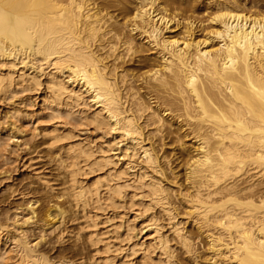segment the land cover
<instances>
[{"label":"bare ground","instance_id":"bare-ground-1","mask_svg":"<svg viewBox=\"0 0 264 264\" xmlns=\"http://www.w3.org/2000/svg\"><path fill=\"white\" fill-rule=\"evenodd\" d=\"M97 1L0 0V97H43L53 123L34 130L81 215L76 238L92 249L81 263L181 264L179 249L189 264H264V11L209 0L204 25L176 0ZM149 49L156 57L137 88L116 62ZM165 132L186 152L188 189L174 188L152 141ZM11 142L0 126L4 165L22 159ZM23 201L0 222V264H77L39 247L48 234L64 241L68 207Z\"/></svg>","mask_w":264,"mask_h":264},{"label":"rangeland","instance_id":"rangeland-1","mask_svg":"<svg viewBox=\"0 0 264 264\" xmlns=\"http://www.w3.org/2000/svg\"><path fill=\"white\" fill-rule=\"evenodd\" d=\"M111 1L115 0H98L97 2L102 4ZM248 2L250 4L249 6L254 7L252 10L264 11V0H249ZM114 4L118 3L114 2ZM133 4L134 2H131L129 6H135V4ZM116 6L112 9L110 8V12L120 21L122 20L123 12L119 9V5ZM171 6H178L180 12L184 13H189V11L194 8V14L203 21V24H209L207 17L212 12L209 0H176L175 4ZM148 48H150V46H148ZM152 53L155 55V52L149 49L146 53L128 55L126 58L124 56L123 61L120 59L118 61L119 64L117 62L116 64L120 65L119 67L123 66L124 70L127 72L129 70L132 75L131 77L135 79V84L133 83L135 86L136 84L138 87L143 86L142 82L139 80L144 71L148 69L146 67L147 64L156 57V55L154 56ZM142 92H146V89H142ZM41 95H43V93ZM42 99L43 97L39 96L35 91L21 92L12 99L0 97V126L7 127L9 133L16 142V144L15 142H11V148L14 150L11 156L14 159L17 156L22 158L11 164L4 165L5 158L0 157V222L5 220L6 215L13 214L18 210L21 204L24 203L23 198H25V196L26 198L29 196H36L40 201V208L48 203L61 204L62 207H68V212L61 225L62 232L63 230L67 231L64 232V241L60 242L55 233L48 234L46 236L47 238L41 242L39 247L53 258L59 259L67 257L78 261L76 262L77 264H82L81 261L83 259H88V257L92 255V249L84 235L80 239L76 238V234L80 230V223L82 222L81 215H77L74 212V208L69 205L70 203L67 201L68 199L66 196H61L64 185L62 172H59L61 170L57 168L54 155L43 143L42 135H37L34 130L37 121H40L39 123L42 125H51V123H53V121H51L52 119L50 120V118L45 117L46 108ZM164 134L165 135L160 138L157 135L154 136L152 141L155 146L158 148L160 147V153L164 154L169 160L168 167L165 165L167 176L169 175L168 177H170V179H173L174 175L177 177L174 178L177 182L174 188H177V191H180V189H188L189 185L185 179L186 152L179 150L178 144L173 140V135L169 136L166 132ZM6 170L9 172L4 173ZM169 170H172L173 174H171ZM37 173L46 177L48 181L50 180L48 183L54 186L55 191L48 190L40 180L38 181ZM173 200L182 213L180 219H182L185 226L197 236L198 231L196 228H194L192 223L183 216L185 204L176 198H173ZM32 229L30 235L34 234L35 237L39 236L38 229L34 227H32ZM202 239L199 240L197 247L202 258H205L210 254L207 242H205L206 240ZM176 253L181 264H189L191 262L192 259L183 254L181 250L178 249ZM85 264L87 263L85 262Z\"/></svg>","mask_w":264,"mask_h":264}]
</instances>
